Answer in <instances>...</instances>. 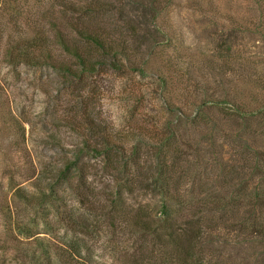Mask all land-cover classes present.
Listing matches in <instances>:
<instances>
[{
    "label": "rangeland",
    "instance_id": "obj_1",
    "mask_svg": "<svg viewBox=\"0 0 264 264\" xmlns=\"http://www.w3.org/2000/svg\"><path fill=\"white\" fill-rule=\"evenodd\" d=\"M18 2L0 0V264H264L250 229L264 224L250 198L264 192V117L230 110L264 107V0H166L147 26L157 46L130 43L121 73L92 47L103 63L84 80L16 56L59 16L53 0ZM156 120L181 138L155 149ZM92 123L108 127V156L79 151L99 142Z\"/></svg>",
    "mask_w": 264,
    "mask_h": 264
},
{
    "label": "trees",
    "instance_id": "obj_2",
    "mask_svg": "<svg viewBox=\"0 0 264 264\" xmlns=\"http://www.w3.org/2000/svg\"><path fill=\"white\" fill-rule=\"evenodd\" d=\"M18 1L19 0H2V8L6 11L9 8L16 10L20 4ZM53 1L59 3L58 18L48 25V31H42V34L35 37V39H30L29 45L26 44L21 48L19 47L16 56L19 57L23 63L29 64L30 66L49 65L80 80H84L85 73H96L103 63L99 58L94 60L91 59L93 52H96L94 50H98L102 56L106 58H111L110 65L121 73L123 70L122 68L130 62L133 51H136V48L132 50V48L128 47L130 43H133L134 47L138 45V49L142 48L145 42L151 43L153 47L157 46L156 35L158 33L155 31L154 33H156V35H151L147 26L148 24L153 25L158 15L167 7L166 0H141V8L144 9V12L138 14V20H135L126 13L128 9L127 2L134 0ZM110 13L114 14V16L112 15L113 20L108 21V23H101L99 21H97L99 22L97 24L94 23L96 22V17L100 18ZM115 34H118V36ZM142 39H145V42ZM55 45L59 47L62 55H66L74 60L75 69L71 64H68L69 62L61 59L57 54H54L53 46ZM92 47L94 48L93 52L91 51ZM31 50L32 52L30 53ZM30 54H32V56ZM148 63L149 59L143 64L147 65ZM137 71L141 74L144 73L140 68H138ZM159 79H161L163 86L168 84L165 77L161 76ZM230 110L232 113L241 117L245 114H249L248 117H242L245 123L250 122L249 119L251 118L264 117V107L249 113L230 104ZM153 126V131H151L152 137L150 139H167L166 141H159V143L154 146L155 149L160 150L164 145L172 146V139L181 138L179 130L175 129L171 123H161L159 120H156V122H153ZM89 127L92 131L98 133V136H100V139H98L99 142L95 141V144L92 146L88 139H83L79 151L81 153L89 151L94 154H106L108 156L112 144L109 139V132L107 133L108 127L101 128L100 125L94 126L93 123ZM95 127H97V129ZM146 129V127H143L135 131V138L141 139L144 135L146 136L149 133ZM127 135H130V131H126L123 134L120 133L119 136L123 139V142H126L124 139H126ZM131 135H133V133H131ZM80 152L76 156L79 157L81 154ZM261 157L263 158V155H261ZM77 164L78 158L71 159L66 166V172L71 170L72 165L76 167ZM165 166L167 165L164 164V167L162 165L158 167L155 180L157 183L167 178L164 169ZM171 167L173 170V166ZM255 168L256 170H260L261 166L259 165ZM171 178H173V175ZM170 192V189H165V193L170 194ZM250 198L252 199L253 205L260 207L261 210L264 209V192L261 194H254ZM252 221L250 225L251 233L257 235L264 234V224L261 225L256 216H254ZM47 247L48 246L43 248V258L45 260L50 259V250ZM75 263L80 264L77 261H75Z\"/></svg>",
    "mask_w": 264,
    "mask_h": 264
}]
</instances>
